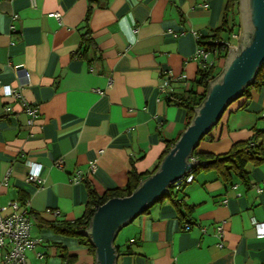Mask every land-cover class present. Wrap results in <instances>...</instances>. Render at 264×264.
<instances>
[{
    "label": "crops",
    "instance_id": "1",
    "mask_svg": "<svg viewBox=\"0 0 264 264\" xmlns=\"http://www.w3.org/2000/svg\"><path fill=\"white\" fill-rule=\"evenodd\" d=\"M227 1L0 0V204H28L31 235L41 240L28 263L94 264L87 246L39 219L73 221L89 187L102 195L124 188L131 170L155 169L186 128L185 108L168 101L177 79L193 84L194 55L217 29V40L239 43V5L227 11ZM226 15L228 28L237 22L232 31L221 28ZM87 28L93 45L82 57ZM211 58L221 70L222 50ZM263 113L264 85L233 100L197 151L222 154L249 140L264 129ZM30 162L42 167L38 183L27 180ZM244 171L246 181H225L200 169L177 193L188 215L168 199L153 204L117 234L115 264H264L252 222L264 223V164Z\"/></svg>",
    "mask_w": 264,
    "mask_h": 264
},
{
    "label": "water",
    "instance_id": "2",
    "mask_svg": "<svg viewBox=\"0 0 264 264\" xmlns=\"http://www.w3.org/2000/svg\"><path fill=\"white\" fill-rule=\"evenodd\" d=\"M240 35L237 51L229 48L221 73L210 82L204 101L179 138L159 163L129 195L109 198L99 205L83 231L95 248L94 264H115L114 241L122 227L149 209L169 186L197 163L192 153L219 121L226 107L250 84L264 64V0H239Z\"/></svg>",
    "mask_w": 264,
    "mask_h": 264
},
{
    "label": "trees",
    "instance_id": "3",
    "mask_svg": "<svg viewBox=\"0 0 264 264\" xmlns=\"http://www.w3.org/2000/svg\"><path fill=\"white\" fill-rule=\"evenodd\" d=\"M238 5L239 0H228L226 10L233 12L235 9H237ZM227 24L228 19L226 15L223 20V27L221 28L227 29ZM229 25L230 27H232V29L230 30L232 31L233 28L237 27L236 20L234 18H231V24ZM219 32L220 29H217L210 42L204 40L203 46L206 48V50H210L212 54H214L215 52H221L222 50L223 56H226L229 52V48L227 47L225 41L217 40ZM92 45L93 40L89 36V30L87 28V31H85L81 40V52L79 55L83 57ZM220 73L221 71L217 70L214 60L212 64L204 66L199 65L195 81L192 85L189 84L183 92L169 93V102H173L185 108L186 126L190 124L192 118L194 117L195 109L204 101L209 90L210 82L214 80ZM263 85L264 64L258 69L255 77L250 82V84L243 89L240 96L249 97L250 91L252 89L260 88ZM196 87H202V91L198 93L195 89ZM170 148L171 146L170 144H168L153 171L145 174H138L134 170L129 171L127 184L122 189L111 190L105 192L102 195H98L93 189L89 187L86 208L81 217L73 221H46L43 219H39V226L42 228H49L57 234L75 237L79 243L87 246L89 252L93 256H95V248L91 243L89 236L84 235L83 231L89 227L91 216L93 215L96 208L109 198L131 194L145 177L151 175L157 169L159 163L161 162L165 154L168 153ZM192 158L197 161L196 165L190 171V173L193 175V178L200 169H214L217 174L225 181L230 180L233 176H237L246 181L244 166L247 162H252L254 164H264V129H255L254 135L249 140L233 144L230 150L222 154H213L206 152L201 153L197 151V148H195L192 153ZM186 185H182V187L178 189L175 188L174 185H170L167 193L159 201L168 199L172 201L176 207H178V210L184 216L188 215V213L186 214L181 211L180 205L182 204L183 200L182 198L178 199L177 197V193L183 190L184 186ZM149 209H147L143 213L148 212ZM187 220L186 222L189 224V220ZM187 226L189 227L190 225ZM61 257L64 260L70 259L65 252L61 254Z\"/></svg>",
    "mask_w": 264,
    "mask_h": 264
},
{
    "label": "built area",
    "instance_id": "4",
    "mask_svg": "<svg viewBox=\"0 0 264 264\" xmlns=\"http://www.w3.org/2000/svg\"><path fill=\"white\" fill-rule=\"evenodd\" d=\"M50 15L59 18V13H51ZM198 37V36H197ZM236 37V33L232 34ZM228 48L230 44L226 42ZM212 52L206 50L204 46H200L194 58L199 61V64L209 65L213 63L211 58ZM29 74L25 71V79L28 80ZM172 79L164 80V85L168 84ZM178 86L175 92H183L188 84L183 76L177 79ZM5 93L15 97H20L18 91L12 90L9 86L5 87ZM33 115L37 112L36 108L29 110ZM264 116V113H263ZM61 164V161L57 163ZM95 163H90V170L93 171ZM27 180L30 182L41 181V165L38 163L30 162L28 164ZM189 170L183 176L175 180L171 185L175 188H180L182 185L189 184L193 181V175ZM7 179V175L5 180ZM262 191L261 187L257 189ZM256 227L257 235L264 237V223L257 222L255 219L252 221ZM216 233L219 237L222 235V228L218 226ZM41 243V240L31 235V221L28 214V204H19L17 201H9L5 205L0 204V264H30L26 258V251L32 249L34 246ZM219 246H222L221 242ZM38 258H42L41 253H37Z\"/></svg>",
    "mask_w": 264,
    "mask_h": 264
},
{
    "label": "rangeland",
    "instance_id": "5",
    "mask_svg": "<svg viewBox=\"0 0 264 264\" xmlns=\"http://www.w3.org/2000/svg\"><path fill=\"white\" fill-rule=\"evenodd\" d=\"M239 23H240V16H239ZM238 45H239V43L236 45V46H232V45H230V47L229 48H234L235 49V51H237V49H238ZM227 57V56H226ZM226 57L224 56V58H223V60H222V63H221V70L220 71H222V69H223V67H224V65H225V61H226Z\"/></svg>",
    "mask_w": 264,
    "mask_h": 264
}]
</instances>
